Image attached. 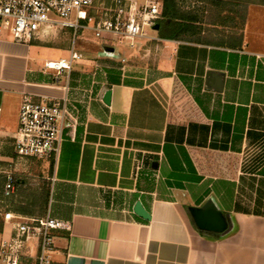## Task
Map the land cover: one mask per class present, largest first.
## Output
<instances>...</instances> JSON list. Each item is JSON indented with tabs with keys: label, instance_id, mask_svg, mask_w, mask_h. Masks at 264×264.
Wrapping results in <instances>:
<instances>
[{
	"label": "crops",
	"instance_id": "obj_1",
	"mask_svg": "<svg viewBox=\"0 0 264 264\" xmlns=\"http://www.w3.org/2000/svg\"><path fill=\"white\" fill-rule=\"evenodd\" d=\"M177 2L183 35L160 16L133 48L76 45L58 74L0 37V243L13 217L48 215L70 224L50 264H264V0ZM25 96L76 109L54 161L14 154ZM7 172L18 185L3 198ZM208 202L220 236L190 218Z\"/></svg>",
	"mask_w": 264,
	"mask_h": 264
},
{
	"label": "built area",
	"instance_id": "obj_2",
	"mask_svg": "<svg viewBox=\"0 0 264 264\" xmlns=\"http://www.w3.org/2000/svg\"><path fill=\"white\" fill-rule=\"evenodd\" d=\"M163 0H0V37L9 34L17 43L51 39L60 29L74 33L89 29L99 40L113 38L133 48L138 38L145 37V29L160 19ZM71 17L73 20L71 21ZM91 25L87 28L80 23ZM80 56L72 41L69 61L46 63L44 69L69 71ZM76 111L68 100L33 101L22 98L13 136L14 154L19 159L54 161L63 132L74 125ZM3 198H10L18 185L15 175L7 172ZM6 219V215L4 216ZM14 232L0 243L1 264H50L54 250L53 234L70 231V224L46 215L44 218L13 217Z\"/></svg>",
	"mask_w": 264,
	"mask_h": 264
},
{
	"label": "rangeland",
	"instance_id": "obj_3",
	"mask_svg": "<svg viewBox=\"0 0 264 264\" xmlns=\"http://www.w3.org/2000/svg\"><path fill=\"white\" fill-rule=\"evenodd\" d=\"M73 20V17H71V21ZM81 25L86 26L87 28H90L91 25L83 22L80 23ZM145 32L147 34H153L152 28H146ZM6 40H11V36L9 34L2 36ZM55 37V38H54ZM54 38V39H53ZM111 42L115 43L117 42L113 38H104L103 40L96 39L89 29H81L74 33L73 30L70 29H60L58 32H56V35L52 36V39H47L43 41H33L31 42V47L42 53V59L40 61V66H43L44 62H58L60 60H64L65 62L69 61L70 57V48L72 46V41L75 45V51L79 53V50L77 49L76 45L80 43H90L94 45H99L102 42ZM51 42V43H50ZM43 43V44H40ZM79 62H73V67L75 65H78Z\"/></svg>",
	"mask_w": 264,
	"mask_h": 264
},
{
	"label": "water",
	"instance_id": "obj_4",
	"mask_svg": "<svg viewBox=\"0 0 264 264\" xmlns=\"http://www.w3.org/2000/svg\"><path fill=\"white\" fill-rule=\"evenodd\" d=\"M157 26H154V30H157ZM105 105H109L110 101V92L107 91L102 99ZM133 213L136 217L140 218L144 221H149L150 216L143 209L140 202H137L134 205ZM190 218L194 224V226L200 230L205 232H212L218 234L219 236L225 232L226 225L224 224V220L219 213H217L212 204L209 202L205 204L202 209H193L189 210Z\"/></svg>",
	"mask_w": 264,
	"mask_h": 264
},
{
	"label": "trees",
	"instance_id": "obj_5",
	"mask_svg": "<svg viewBox=\"0 0 264 264\" xmlns=\"http://www.w3.org/2000/svg\"><path fill=\"white\" fill-rule=\"evenodd\" d=\"M177 0H163L162 1V12H161V20H172L176 21V26L178 27V36L183 35L186 30H188V27H183L181 20L184 18V15L180 11V8L177 4ZM215 3V2H213ZM229 11H221L219 12V20L222 22L229 20V14L227 13ZM216 17V16H215Z\"/></svg>",
	"mask_w": 264,
	"mask_h": 264
}]
</instances>
